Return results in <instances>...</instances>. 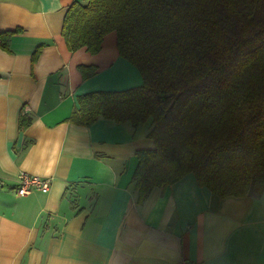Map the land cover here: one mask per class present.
Listing matches in <instances>:
<instances>
[{
    "label": "crops",
    "instance_id": "0c3cea01",
    "mask_svg": "<svg viewBox=\"0 0 264 264\" xmlns=\"http://www.w3.org/2000/svg\"><path fill=\"white\" fill-rule=\"evenodd\" d=\"M72 1L0 0V33L21 29L0 47V264H264V191L217 199L189 174L139 203L132 177L137 152L155 148L151 125H54L80 94L142 83L114 32L96 55L68 50ZM80 65L97 71L84 80ZM20 114L32 118L24 132ZM23 172L48 193L18 195Z\"/></svg>",
    "mask_w": 264,
    "mask_h": 264
},
{
    "label": "trees",
    "instance_id": "16d2710c",
    "mask_svg": "<svg viewBox=\"0 0 264 264\" xmlns=\"http://www.w3.org/2000/svg\"><path fill=\"white\" fill-rule=\"evenodd\" d=\"M17 28L0 33L8 50ZM114 32L139 86L76 96L56 122L151 121L155 148L137 152L138 202L189 174L215 198L264 191V0H73L61 35L70 52L96 55ZM45 44L31 54V68ZM84 80L94 65L77 67ZM32 118L20 114L24 132ZM53 126V125H51ZM31 141V140H29Z\"/></svg>",
    "mask_w": 264,
    "mask_h": 264
},
{
    "label": "built area",
    "instance_id": "2783aa9c",
    "mask_svg": "<svg viewBox=\"0 0 264 264\" xmlns=\"http://www.w3.org/2000/svg\"><path fill=\"white\" fill-rule=\"evenodd\" d=\"M38 190L43 193H48L50 190L49 180L40 179L37 176H31L26 173H21L19 176V187L17 188V194L25 196L30 194L32 191ZM177 264H194L187 260H180Z\"/></svg>",
    "mask_w": 264,
    "mask_h": 264
},
{
    "label": "rangeland",
    "instance_id": "374dc122",
    "mask_svg": "<svg viewBox=\"0 0 264 264\" xmlns=\"http://www.w3.org/2000/svg\"><path fill=\"white\" fill-rule=\"evenodd\" d=\"M64 98H67V97H63V99H64ZM66 102H68V100H67ZM66 102H65V103H66ZM69 103H70V101H69ZM65 113H66V112L62 113L61 115H64ZM61 115H60V116H61ZM65 115H66V114H65ZM143 124H145V125H143ZM151 124H152L151 121H148L147 123H142V126H140V127H143V126H149V125H151Z\"/></svg>",
    "mask_w": 264,
    "mask_h": 264
}]
</instances>
